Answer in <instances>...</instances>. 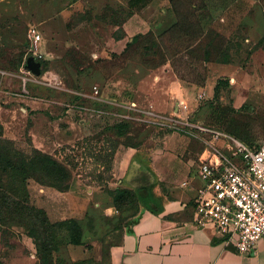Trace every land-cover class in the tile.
<instances>
[{"label": "rangeland", "instance_id": "374dc122", "mask_svg": "<svg viewBox=\"0 0 264 264\" xmlns=\"http://www.w3.org/2000/svg\"><path fill=\"white\" fill-rule=\"evenodd\" d=\"M113 2L0 0V102L27 109L30 118L26 133L15 141L3 139L0 129V186L18 194L12 202V214L0 200V230L4 241L12 242L11 248L0 255V264H21L22 255L28 252L23 241L33 246L37 264H109L108 247L119 239L120 232L109 239L108 233L103 238V253L97 257L72 260L59 254L62 247L78 244L81 239L75 201L64 191L69 187L70 178L77 175L89 188L109 186L118 210L133 211L138 205L130 178L118 179L111 175L114 167L107 149H116L120 144L133 145L132 137L130 141L125 140V133L138 135L145 121L155 123L162 118L141 110L104 104L100 106L114 113L115 120L105 118L99 126L101 130H97L100 123L89 113L84 126L87 131H83L76 111L71 109L66 113L65 105L77 102L66 90H88L94 74H102L103 79L109 74H144L164 63L170 65L177 77L203 86L209 62L234 61L248 65L253 60V52L264 42V0H171L177 15L176 25L159 37L144 30L129 33V37L145 34L136 35V40L120 56L116 53L121 52L120 48L110 47L109 43L121 35V27L115 29L109 24L121 23L124 12L118 17L111 15L110 11H116L122 4ZM32 34H38L40 40L35 42ZM28 58L40 64V75L27 69ZM254 61L261 63L259 59ZM137 76H125L126 85L135 84ZM252 83L246 78L243 89L247 90ZM255 85L253 93L247 95L242 91L235 95L242 104L238 110L233 107L231 90H226L228 86L220 87L215 95L201 99L205 104L190 120L255 146L264 137V95ZM121 90L127 94H121L118 100L128 101L130 92ZM41 100L55 104L46 107ZM35 101L37 107L30 106ZM84 102L97 105L93 100ZM151 126L160 132L157 123ZM29 131L35 134L38 143H32ZM83 137L86 145L80 143ZM191 138L197 140L199 153L210 140L203 135ZM103 140L101 148L106 151L97 152ZM35 146L40 148V154L36 153ZM216 147L220 145L216 143ZM51 164L64 171L59 182L42 171L52 169ZM10 172L13 177L4 176ZM199 183L202 185L200 180ZM23 205L45 214L48 237L39 236L42 226L39 218L24 212ZM82 225L89 229L88 221ZM108 226L104 227L103 234L110 230Z\"/></svg>", "mask_w": 264, "mask_h": 264}, {"label": "crops", "instance_id": "0c3cea01", "mask_svg": "<svg viewBox=\"0 0 264 264\" xmlns=\"http://www.w3.org/2000/svg\"><path fill=\"white\" fill-rule=\"evenodd\" d=\"M112 1L122 4L116 11H110L111 15L118 17L124 12L121 23L109 24L115 29L121 27V35L109 43L110 47L120 48L121 52H116L120 56L136 35L151 32L159 37L176 23L169 0ZM135 30L147 32L129 37V33ZM252 58L245 66L234 61L209 62L203 86L178 78L167 63L147 70L144 74H109L105 79L102 74H94L90 87L86 88L88 90H66L77 99L76 103L65 105L68 108L66 113L75 110L82 129L88 123L89 113L96 116L100 123L98 127L104 123L105 118L115 120L114 113L100 106L104 104L173 118L180 115L177 105L181 103L187 106V113L193 118L205 104L201 99L213 95L219 80L228 82L226 90H231L233 107L238 110L242 104L235 95L238 96L242 91L247 95L253 93L255 84L258 85H255L257 91L264 95V42L253 52ZM255 59L261 63H256ZM129 75H138L135 84L126 85L124 77ZM246 78L253 83L244 90L243 82ZM93 88L97 89L96 95L93 94ZM121 89L130 92L128 101L118 100L121 94H127ZM84 100H93L97 105L90 106ZM36 101L30 102V106L37 107ZM41 102L46 107L55 104L53 101ZM28 115L27 109L1 101L0 126L3 138L12 141L20 139L26 133L30 119ZM145 122V127L138 135L131 132L124 134L125 140L130 141L132 137L133 145L120 144L116 149H107L114 167L111 175L118 179L130 178V187L137 193V207L133 211L118 210L112 193L108 191L109 186L105 184L89 188L78 180L80 175H77V180L70 178L67 192L75 201L76 212L79 213L76 221L81 229V239L78 245L62 247L59 250L61 257L83 260L102 255L103 238L108 233L111 234L107 236L109 239L114 233L120 232L119 239L108 247L109 264H264V241L257 244L255 253L240 255L210 227L198 226L195 203L197 190L201 186L197 178L201 152L196 151V146H199L197 140L168 132L161 127L158 132L150 128L155 123ZM22 123H25L23 129H19ZM97 130H101V127ZM30 131L32 143H38L35 134ZM81 141V144L86 145L84 137ZM103 142H99L97 152L106 151V148H101ZM35 149L40 150L38 146ZM118 183L123 184L121 181ZM84 221H88L89 229L82 225ZM106 225L111 228L103 234ZM11 243L5 242L0 232V255L11 248ZM23 243L28 252L22 255L21 264H37L33 246L29 242Z\"/></svg>", "mask_w": 264, "mask_h": 264}, {"label": "built area", "instance_id": "2783aa9c", "mask_svg": "<svg viewBox=\"0 0 264 264\" xmlns=\"http://www.w3.org/2000/svg\"><path fill=\"white\" fill-rule=\"evenodd\" d=\"M32 39L38 42L40 36L32 34ZM93 94H97L96 88ZM187 110L180 103L179 116L161 117L155 123L190 137L210 139L205 142L197 173L202 183L195 203L197 224L210 227L236 253L253 254L264 241V137L248 146L221 130L193 123Z\"/></svg>", "mask_w": 264, "mask_h": 264}, {"label": "trees", "instance_id": "16d2710c", "mask_svg": "<svg viewBox=\"0 0 264 264\" xmlns=\"http://www.w3.org/2000/svg\"><path fill=\"white\" fill-rule=\"evenodd\" d=\"M169 3H170V6H171V9H172V12L174 14V16L176 17V12L175 10L173 9V6H172V2L171 0H169ZM176 25V23L174 24V26ZM174 26H172L171 28H173ZM170 28V29H171ZM169 29V30H170ZM168 31V30H167ZM161 36V35H160ZM136 40V37H133L131 42L127 45V48ZM179 78V77H178ZM181 79V78H180ZM184 80V79H182ZM186 81V80H185ZM192 83V82H191ZM195 84V83H194ZM197 85V84H196ZM199 86V85H198ZM227 87L228 86V82L226 80H219L217 82V85L215 86L214 88V91H213V95L216 94V92L218 91V89L220 87ZM0 129H1V137L3 138V134H2V127L0 126ZM5 139V138H3ZM5 140H8V139H5ZM10 141V140H8ZM36 153L37 154H40L39 150L35 149ZM43 163H47V162H43ZM51 168L49 171H47L46 169H43L42 171H46L47 176L53 178L54 181H57L59 182L60 181V176L64 173V171L62 169H59L58 167H56L55 165H52L51 164ZM12 172V171H11ZM9 173V174H5L4 176H6L7 178H11L13 177V174L12 173ZM68 185V183H67ZM68 190V186L66 189H64V191H67ZM113 195V194H112ZM17 196L18 194L17 193H14V191L12 189H7V188H4V187H1L0 186V200L3 202L2 204L4 205L6 211L9 213V214H12V210H14V206L12 205V202H14L13 199H17ZM113 200H114V205L115 207L117 208L116 204H115V198L113 196ZM24 212H27L29 214V216H32V217H38L39 218V222H41V229H40V233H39V236H43V237H48V233H49V229H48V221H47V218L45 216V214L41 211V210H37V209H32L30 208L28 205H23L21 207ZM118 209V208H117ZM80 228V227H79ZM0 232L2 233V236L4 237V234L3 232L0 230ZM80 236H81V229H80ZM80 243V241H79ZM78 243V244H79ZM78 244H75V245H78Z\"/></svg>", "mask_w": 264, "mask_h": 264}, {"label": "water", "instance_id": "95a60500", "mask_svg": "<svg viewBox=\"0 0 264 264\" xmlns=\"http://www.w3.org/2000/svg\"><path fill=\"white\" fill-rule=\"evenodd\" d=\"M27 69L34 75H40V64L33 58H28L26 61Z\"/></svg>", "mask_w": 264, "mask_h": 264}]
</instances>
